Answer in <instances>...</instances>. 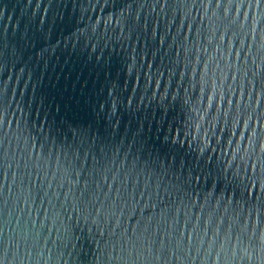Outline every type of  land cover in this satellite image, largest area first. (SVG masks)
Here are the masks:
<instances>
[{
	"label": "water",
	"instance_id": "1",
	"mask_svg": "<svg viewBox=\"0 0 264 264\" xmlns=\"http://www.w3.org/2000/svg\"><path fill=\"white\" fill-rule=\"evenodd\" d=\"M0 264H264V0H0Z\"/></svg>",
	"mask_w": 264,
	"mask_h": 264
}]
</instances>
